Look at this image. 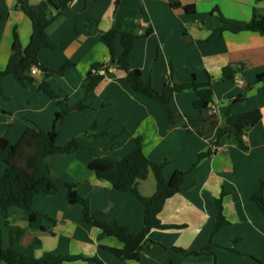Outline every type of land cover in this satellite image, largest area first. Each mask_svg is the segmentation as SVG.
Instances as JSON below:
<instances>
[{"label":"crops","instance_id":"obj_1","mask_svg":"<svg viewBox=\"0 0 264 264\" xmlns=\"http://www.w3.org/2000/svg\"><path fill=\"white\" fill-rule=\"evenodd\" d=\"M41 0H28L38 4ZM58 3L62 0H51ZM17 0H0V70L5 69L15 51L13 28L21 50L30 42L32 22L16 6ZM47 28L55 48H43L38 60L57 70L67 63L62 75H32V82L19 84L11 75L0 77V136L16 143L27 128L49 131L58 110L57 100L48 97L39 83L44 80L73 105L87 107L65 114L56 128L59 146L76 140L66 154L47 158L51 173L59 183L74 185L78 196L88 202L92 213H100L108 223L125 226L133 234L144 228V206L132 194L114 189L89 170L96 156L122 158L139 138L148 160L163 163L169 179L183 171L180 190L167 198L157 217L168 228H152L141 244L138 260L118 257L106 247L120 249L113 236L100 237V230L84 221L81 204L67 201L62 186L52 195H36L35 211L45 214V230L27 227L23 210L9 208L8 225L0 214L2 246H9L10 231L24 229L16 248L40 258L47 255L81 256L63 264H264V216L250 199L261 191L264 200V35L258 32L232 33L222 30L220 17L248 21L264 14V0H70ZM191 6L186 12L183 7ZM115 29L136 36L128 54L130 69L140 71L155 91L165 80L171 84L211 79L217 112H209L211 124L218 125L225 114L236 115L258 109L261 119L243 136L246 150L225 145L199 159L215 139L216 128H200L202 134L186 125L187 117H198L196 95L191 89L177 92L170 100L176 116L170 124L168 110L156 98L132 89L126 73L113 68L86 92L83 80L95 65L113 53L122 54L121 37L113 47L100 36ZM229 66L234 79H223ZM245 82L244 87L236 79ZM210 124V125H211ZM6 169L0 163V178ZM142 196H152L156 181L152 172L137 183ZM229 222L213 234L216 200ZM181 249V250H179ZM190 251H203L188 254ZM234 251V252H233ZM3 264V263H0Z\"/></svg>","mask_w":264,"mask_h":264},{"label":"trees","instance_id":"obj_2","mask_svg":"<svg viewBox=\"0 0 264 264\" xmlns=\"http://www.w3.org/2000/svg\"><path fill=\"white\" fill-rule=\"evenodd\" d=\"M259 1V0H256ZM70 0H62L53 3L51 0H41L38 4L31 5L28 0H17L16 6L21 9L32 22V35L30 42L24 50H21L17 39L16 29L13 28V38L15 51L10 55L5 69L0 70V77L11 75L15 80L25 85L32 82V75L29 74V68L36 65L41 68L45 75H62L70 63L65 64L57 70H50L38 60V54L43 48H55L56 44L49 38L47 28L65 9L70 7ZM186 12L193 10L191 6L183 7ZM2 13L0 11V17ZM220 20L225 25H221L222 30L226 29L232 33L241 31L258 32L264 35V14L259 17H252L248 21ZM117 34L121 37L122 54L116 57L113 53L110 56V63L117 64L118 69L126 73L127 79L136 92L145 96L158 99L168 110L170 124H174L176 116L170 106V100L177 92L191 89L196 95L195 107L200 112L198 117H187L186 125L197 130L200 134V128L210 129L214 124L209 116L211 104L213 102L212 80L199 82L194 76L188 83L171 84L167 78L161 92H157L151 86L149 81L145 80L140 71L130 69L128 63V54L136 36L128 32H117L111 29L100 36V39L109 47H113V42ZM95 65L94 67H97ZM103 76L88 72L83 80V88L86 92L94 88L96 83ZM223 79H234V71L226 66L222 69ZM264 80V72L256 75L255 81ZM38 88L48 97L57 100L58 110L56 111L49 131H43L40 128H27L18 142L13 143L7 135L0 136V163L6 165V169L0 178V214L8 225L10 216L9 208L16 206L23 210L27 227L32 230H45L46 220L49 219L45 214L37 212L32 207L33 199L36 195H52L62 186L67 189V201L70 204H81L82 216L85 222L96 226L100 230V237L113 236L119 240L123 246L120 249L106 247L118 257L138 260L141 244L146 235L152 228H168L169 226L160 223L157 215L163 207L167 198L180 190L184 172L175 171L169 179H166L162 173L163 163L151 162L143 153L141 141L135 139L133 148L122 158L109 160L99 156L93 158L88 168L94 175L101 180L108 182L114 189L132 194L144 206V228L138 234H133L118 223H108L100 216V213H92L88 202L82 199L76 193L74 185L69 182L59 183L51 173L47 158L55 154L70 153L77 146L76 140H69L65 145L59 146L56 142V128L60 119L72 110H82L87 106L83 102H77L73 105L65 100L50 87V84L42 80ZM211 113V112H210ZM212 113L210 115H213ZM210 117V116H209ZM261 119V113L258 109L250 110L244 113L230 115L225 114L218 125H215L216 136L211 142L208 150L199 155V159L208 156L215 151L214 148L225 145H234L240 150H246L247 145L243 141V136L247 130L256 125ZM211 124V125H210ZM213 127V128H215ZM149 172H152L156 181V190L152 196H142L137 190V183L144 180ZM250 199L254 201L264 216V200L261 191L251 195ZM213 234L220 228L226 226L229 222L222 212L221 200H216V213L213 220ZM24 229L10 231L9 246H2V233L0 228V263L3 264H63L69 260L82 258L81 256L70 255H47L40 258L29 256L16 248L18 241L23 234ZM181 250V249H179ZM203 251H190L188 254H200ZM234 252V251H233ZM87 260L95 264H104L96 258Z\"/></svg>","mask_w":264,"mask_h":264},{"label":"built area","instance_id":"obj_3","mask_svg":"<svg viewBox=\"0 0 264 264\" xmlns=\"http://www.w3.org/2000/svg\"><path fill=\"white\" fill-rule=\"evenodd\" d=\"M111 64L112 63H110V57H109L105 61L99 63L97 67H92L91 72H93L95 74H98V75H101V76H104V75L107 74L108 71H110L111 69L114 68V67L111 66ZM38 73H40V69L36 65H32L29 68V74L30 75H36ZM236 84L239 87H244L245 86V82L241 78L236 79ZM210 112L211 113H216L217 112V108L213 104H211ZM214 149H215V151H218V150H220V147H217V148H214Z\"/></svg>","mask_w":264,"mask_h":264},{"label":"water","instance_id":"obj_4","mask_svg":"<svg viewBox=\"0 0 264 264\" xmlns=\"http://www.w3.org/2000/svg\"><path fill=\"white\" fill-rule=\"evenodd\" d=\"M111 66L114 67V68H117L118 67L117 64H111Z\"/></svg>","mask_w":264,"mask_h":264}]
</instances>
